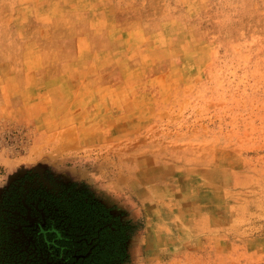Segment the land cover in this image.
<instances>
[{"label": "rangeland", "instance_id": "1", "mask_svg": "<svg viewBox=\"0 0 264 264\" xmlns=\"http://www.w3.org/2000/svg\"><path fill=\"white\" fill-rule=\"evenodd\" d=\"M31 23L43 37L64 27L112 42L123 61L109 70L126 68L128 85L96 91L103 103L76 106L75 119L61 91L19 90L9 55ZM0 98V196L25 173L83 193L130 228L112 264H136L141 223L111 188L130 177L223 211L226 260L264 264V0H0Z\"/></svg>", "mask_w": 264, "mask_h": 264}, {"label": "crops", "instance_id": "2", "mask_svg": "<svg viewBox=\"0 0 264 264\" xmlns=\"http://www.w3.org/2000/svg\"><path fill=\"white\" fill-rule=\"evenodd\" d=\"M43 24L46 26L45 31H50L52 21H44ZM26 26H33L35 29L26 28V32L32 30L31 34L19 35L20 40H16L17 50L9 55L20 63L10 71V74H16V88L19 90L39 89L41 84L40 88L45 90L71 91L69 94L60 92L57 95L62 97L58 98V105L63 108L61 112L64 115L67 113L75 119L76 106L90 107L103 103L102 99L96 97V91L104 94L128 85L125 81L128 77L126 68L109 70L110 67L121 66L123 61V57L116 60L120 52L113 50L112 42L107 41L101 45L90 31L77 35L64 27L52 31L62 33L57 39H53L51 33L45 37L35 34L38 26L34 23ZM31 80H35L37 85L34 86ZM78 91H81L80 98ZM40 98L47 99V96L42 93ZM1 100L0 98V105L5 102ZM78 101L81 104H77ZM67 119L70 120L69 117ZM122 179L123 187L114 181L111 188L125 194L122 196L126 198L123 206L129 208L133 221L141 223L142 229L134 234L137 237L133 239L131 236L129 240L130 249L141 251L139 259L137 254L136 264L235 263L226 260L228 250L223 211L217 209L211 212L201 208V204H183L186 200L178 199L176 195L157 196L149 193L153 189L151 186L145 187L144 184L142 188H138L130 177L128 181L124 177ZM236 264L252 262L236 261Z\"/></svg>", "mask_w": 264, "mask_h": 264}, {"label": "flooded vegetation", "instance_id": "3", "mask_svg": "<svg viewBox=\"0 0 264 264\" xmlns=\"http://www.w3.org/2000/svg\"><path fill=\"white\" fill-rule=\"evenodd\" d=\"M61 201L29 173L9 183L0 196V264H112L107 225L80 226Z\"/></svg>", "mask_w": 264, "mask_h": 264}, {"label": "trees", "instance_id": "4", "mask_svg": "<svg viewBox=\"0 0 264 264\" xmlns=\"http://www.w3.org/2000/svg\"><path fill=\"white\" fill-rule=\"evenodd\" d=\"M60 199L63 203L62 208L69 213V219L75 221L78 219L80 226H85L88 229L91 227L99 228L107 225L101 233L108 232L111 234V243L107 246L109 250V256L112 259H125L127 253L124 249V244L129 239V234L125 233L129 226L126 227L122 223H119L117 217L111 213V209L105 207L102 203L87 197L83 193L78 191L72 192L70 195L60 193ZM130 229V228H129ZM123 246L120 247V246ZM95 251H97L95 249ZM64 263V264H94L87 263ZM46 264V263H45ZM102 264V263H100Z\"/></svg>", "mask_w": 264, "mask_h": 264}, {"label": "water", "instance_id": "5", "mask_svg": "<svg viewBox=\"0 0 264 264\" xmlns=\"http://www.w3.org/2000/svg\"><path fill=\"white\" fill-rule=\"evenodd\" d=\"M20 175H21V174H20ZM20 175H19V174H18V175H15L14 178H16V177H18V176H20ZM14 178H13V179H14Z\"/></svg>", "mask_w": 264, "mask_h": 264}, {"label": "bare ground", "instance_id": "6", "mask_svg": "<svg viewBox=\"0 0 264 264\" xmlns=\"http://www.w3.org/2000/svg\"><path fill=\"white\" fill-rule=\"evenodd\" d=\"M19 68V67H18Z\"/></svg>", "mask_w": 264, "mask_h": 264}]
</instances>
